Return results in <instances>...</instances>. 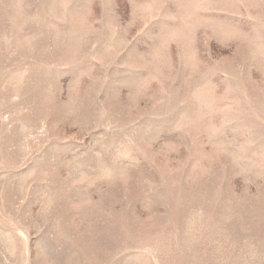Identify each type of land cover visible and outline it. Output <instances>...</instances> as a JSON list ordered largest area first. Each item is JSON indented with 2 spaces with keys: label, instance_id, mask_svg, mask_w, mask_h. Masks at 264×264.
Listing matches in <instances>:
<instances>
[{
  "label": "rangeland",
  "instance_id": "rangeland-1",
  "mask_svg": "<svg viewBox=\"0 0 264 264\" xmlns=\"http://www.w3.org/2000/svg\"><path fill=\"white\" fill-rule=\"evenodd\" d=\"M0 264H264V0H0Z\"/></svg>",
  "mask_w": 264,
  "mask_h": 264
}]
</instances>
